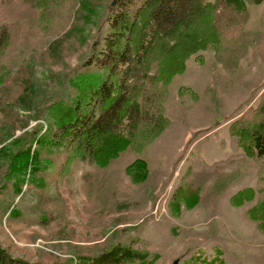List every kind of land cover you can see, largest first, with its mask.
<instances>
[{"label": "rangeland", "instance_id": "1", "mask_svg": "<svg viewBox=\"0 0 264 264\" xmlns=\"http://www.w3.org/2000/svg\"><path fill=\"white\" fill-rule=\"evenodd\" d=\"M108 4L109 0L64 1L57 7L56 17L45 24L50 36L47 44L2 76L0 249L13 260L28 264H51L75 255L95 257L109 247L119 229L136 226L137 231L130 233L137 238L134 248L156 254L154 264H183L196 252L201 259L198 264H202L215 258L217 249L222 251L223 262L215 264H264V234L245 214L253 203L234 208L226 195L209 210L216 216L211 220L204 210L196 213L201 208H184L182 215L172 207L177 183L189 165L201 158L200 150L209 139L206 136L216 130L227 135L228 122L256 104L264 89V0L248 6L245 30L253 44L238 71L225 76L231 87L212 83L213 73H225L211 54L200 52L201 63L190 57L185 72L169 85L165 106L171 125L164 139L139 153L126 150L107 167L99 168L78 159L68 162L66 152L55 144V126L43 110L66 98L71 79L80 74L76 69L92 55L97 34L106 32ZM104 63L108 64L105 60L86 66L84 74L104 73ZM180 86L192 88L199 100L189 107L181 104L177 96ZM40 125L50 129V164H40L35 178H43L41 183L31 180L16 193L4 176L9 157L20 146L15 143L17 137ZM202 155L209 162L212 157L225 156L226 150L211 141ZM136 158L147 161L150 168L146 181L139 184L125 173V167ZM85 173L91 174V191H85ZM244 181L241 178L236 185H244ZM226 204L229 213L223 210ZM12 208L19 216L9 215ZM194 214H199L195 220L190 218Z\"/></svg>", "mask_w": 264, "mask_h": 264}, {"label": "trees", "instance_id": "2", "mask_svg": "<svg viewBox=\"0 0 264 264\" xmlns=\"http://www.w3.org/2000/svg\"><path fill=\"white\" fill-rule=\"evenodd\" d=\"M64 1L0 0V71L4 70L0 81L26 55L47 44L50 36L45 24L56 17V9ZM262 1L109 0L106 32L97 34L92 55L76 69L80 74L71 79L66 98L43 110L55 126V144L66 152L68 162L78 159L105 168L124 151L139 153L154 143L170 126L165 108L169 85L185 72L190 57L201 63L200 52L211 54L225 73H213L212 83L230 88L232 83L225 76L238 71L253 44L245 30L248 6ZM105 60L104 73L84 74L86 66ZM177 96L186 107L199 100L188 86H180ZM39 127L17 137L15 143L20 146L9 157L4 176L16 193L31 180L41 183L43 178H35L40 164H50V129ZM228 133L231 155L210 165L201 159L193 162L178 181L172 200L186 209L197 205L211 209L251 159L258 166L257 184L234 194L231 204L239 207L255 201L246 215L264 232V89L256 104L248 105L229 122ZM125 173L132 183H143L149 175L148 164L136 158L125 167ZM82 179L85 191H91V174H83ZM18 213L14 208L9 211L12 217ZM118 231L109 247L95 257L75 255L51 264L155 263L156 254L134 248L137 238L130 233L137 231L136 226ZM216 254L202 264L222 263V251L217 249ZM199 256L196 252L183 264H198ZM0 264L28 263L13 260L0 249Z\"/></svg>", "mask_w": 264, "mask_h": 264}, {"label": "crops", "instance_id": "3", "mask_svg": "<svg viewBox=\"0 0 264 264\" xmlns=\"http://www.w3.org/2000/svg\"><path fill=\"white\" fill-rule=\"evenodd\" d=\"M165 108H166V106H165ZM168 117V116H167ZM169 118V117H168ZM169 120H170V125H171V119L169 118ZM230 122V121H229ZM229 122H228V124H229ZM228 124H227V128H225V129H227V135L225 134V131H224V133H223V131H222V133H220L218 130H216V131H214L213 132V135L212 136H209V135H207L206 136V138L207 137H209V139L208 140H206L205 141V144L206 143H208V142H211V141H213L215 144H216V146L217 147H221V148H223V149H225L226 150V155L225 156H223L222 158H220V159H215L214 157H212V159L208 162V161H206V159L203 157V155H202V153H203V148H204V146H205V144L202 146V148H201V160L205 163V164H207V165H210V164H212V163H214V162H216V161H220V160H224V159H226L229 155H231V150H230V148H229V146H228V139H229V133H228ZM170 127V126H169ZM168 127V128H169ZM167 128V129H168ZM165 130L158 138H157V140L153 143V144H155V143H160L163 139H164V137H165V135H167V132L169 131V130ZM219 129V128H218ZM221 129V128H220ZM167 131V132H166ZM162 139V140H161ZM222 140V142H223V145H221L220 144V141ZM152 145V144H151ZM196 159V158H195ZM147 162V161H146ZM148 164V163H147ZM190 165H192V163L190 164ZM189 165V166H190ZM148 168H149V166H148ZM189 168V167H188ZM187 168V169H188ZM149 170H150V168H149ZM248 171V172H247ZM187 172V171H186ZM185 172V173H186ZM257 173H258V166H257V164L256 163H254V161H252L251 159H248V160H246V162H245V164L243 165V167H242V169H241V171H240V176L238 177V179L237 180H235L234 182H232L230 185H229V187L226 189V191L219 197V199L217 200V202L215 203V205L211 208V209H213L214 207L216 208L218 205H219V203H221V200L226 196V195H228V203L232 206V207H234V208H238V207H235V206H233L232 204H231V198H232V196L234 195V194H236L238 191H240V190H242V189H245V188H255V186H256V184H257ZM241 178H244L245 179V181H244V185H236L237 184V182L241 179ZM207 182V181H206ZM247 182V183H246ZM248 203H253V205L255 204V201H253V202H246V203H244L241 207H244L246 204H248ZM229 204H226L224 207H223V210H225L226 211V213H229L230 212V209H229ZM252 205V206H253ZM252 206H250V207H248L247 209H246V211L249 209V208H251ZM172 207H173V209L175 210V212L177 213H180L181 212V214L183 213V209H184V206H178L177 204H176V202H173V204H172ZM201 208V209H198V210H195L196 211V213H198L200 210H204V212L206 213V214H209V212L211 213V211H209V210H211V209H206V208H204L202 205H197L196 207H194V208H192L191 210H194L195 208ZM186 209V208H185ZM223 210H221V212H224ZM246 211H245V214H246ZM183 215V214H182ZM181 215V216H182ZM197 215H199V214H197ZM197 215H192V216H190V218L192 219L193 218V220H195L198 216ZM210 217V220L211 219H213L214 217H216V216H214V215H210L209 214V216H208V218ZM246 217H247V215H246ZM223 218V217H222ZM248 218V217H247ZM249 219V218H248ZM210 220H208V221H210ZM250 220V219H249ZM251 221V223H253V224H256V227H257V230L260 232V233H262V234H264V232H261L259 229H258V223L256 222V221H253V220H250Z\"/></svg>", "mask_w": 264, "mask_h": 264}]
</instances>
